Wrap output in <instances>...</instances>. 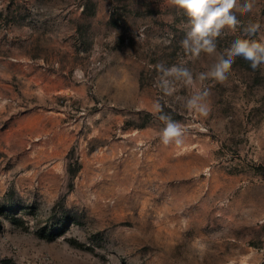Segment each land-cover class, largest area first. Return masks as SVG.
<instances>
[{
    "label": "rangeland",
    "instance_id": "1",
    "mask_svg": "<svg viewBox=\"0 0 264 264\" xmlns=\"http://www.w3.org/2000/svg\"><path fill=\"white\" fill-rule=\"evenodd\" d=\"M233 14L264 41V0ZM188 30L171 0H0V264H264V65L192 113L154 65L207 74L243 32L194 58Z\"/></svg>",
    "mask_w": 264,
    "mask_h": 264
},
{
    "label": "clouds",
    "instance_id": "2",
    "mask_svg": "<svg viewBox=\"0 0 264 264\" xmlns=\"http://www.w3.org/2000/svg\"><path fill=\"white\" fill-rule=\"evenodd\" d=\"M171 3L182 10L188 18L189 30L185 33L180 44L185 53H190L194 58L199 57L201 52L209 55L215 53L216 43L214 41L225 27L233 31L239 28L243 32V36L232 42L207 74L201 73L194 78L186 68L180 69L173 65L171 68L165 69L161 62L154 65L156 71L163 73L164 78L159 87L166 95H171L173 91L167 77L182 80L186 88L194 90L187 100V110L206 116L209 112V106L206 102L209 93L207 89L203 88L196 90L197 80L200 84L208 78L223 83L228 78L232 65L237 58H242L248 62L253 71L264 65V41L252 38L260 31L261 24L252 20L244 24L233 14L234 10H238L241 15L252 13L255 0H244L239 7L238 0H171ZM155 107L156 110L153 115L162 111V105L158 102ZM161 118L163 119V117ZM186 132V127L180 121L168 119L159 138L165 146L172 143L181 145Z\"/></svg>",
    "mask_w": 264,
    "mask_h": 264
}]
</instances>
